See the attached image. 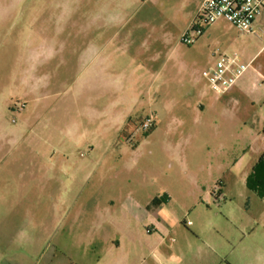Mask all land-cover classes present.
I'll list each match as a JSON object with an SVG mask.
<instances>
[{
  "label": "rangeland",
  "instance_id": "rangeland-1",
  "mask_svg": "<svg viewBox=\"0 0 264 264\" xmlns=\"http://www.w3.org/2000/svg\"><path fill=\"white\" fill-rule=\"evenodd\" d=\"M202 2L0 0V264H264V32L187 45ZM217 48L241 88L202 76Z\"/></svg>",
  "mask_w": 264,
  "mask_h": 264
},
{
  "label": "built area",
  "instance_id": "built-area-1",
  "mask_svg": "<svg viewBox=\"0 0 264 264\" xmlns=\"http://www.w3.org/2000/svg\"><path fill=\"white\" fill-rule=\"evenodd\" d=\"M263 10L264 0H203L196 19L184 32L182 41L187 45L194 44L203 34L205 25L222 18L241 31L253 33L254 20ZM212 55L213 61L204 67L202 76L212 90L225 93L244 75L251 61L245 62L240 56L223 52L220 48L213 50ZM152 125L153 121L148 117L137 130H148Z\"/></svg>",
  "mask_w": 264,
  "mask_h": 264
},
{
  "label": "crops",
  "instance_id": "crops-1",
  "mask_svg": "<svg viewBox=\"0 0 264 264\" xmlns=\"http://www.w3.org/2000/svg\"><path fill=\"white\" fill-rule=\"evenodd\" d=\"M255 23H257L258 26L264 31V10L261 13V15H259L258 17H256V19L254 20V24ZM112 40H113V37H110L106 41V44H110ZM119 43L121 44V46L118 49L121 50V52H123L124 54L125 53H129L132 50V48H130V47L127 46L130 43L129 42V38H124ZM130 57H132V56L130 55ZM133 57H135V56H133ZM212 61H213V57L210 58V59L208 58V61H207L206 66L208 64H210ZM244 76L245 75H243L230 90L241 88L244 85V83L246 82V80H247L246 77H244ZM193 89L194 88L192 86L191 89H190V91H192ZM156 198L162 200V202L160 204H154L153 203V200L155 199L154 198L152 200V204H154L156 206H160L163 203L164 200L162 198H159V197H156ZM163 223H167V222L165 220H163ZM214 245L215 246L213 247V249L216 252L217 251L216 250L217 249L216 246H219V245L218 244L216 245L215 243H214ZM207 246L210 247L209 244H207ZM198 247L200 248V250L198 252H201L202 246L201 245H198ZM118 249H119V251L121 250L120 252L123 251V254L120 257H118L119 259L118 258L117 259H115V258L114 259H111V260H109V262H110L109 263L108 262V258H106V256H105V264H158L156 262L158 260V257H157V255L154 252V248L153 249H150V250H147L144 254L141 253L140 247H138L136 245L130 246L128 248V250L125 247H122V246H118ZM227 263L233 264L230 261L227 262ZM244 263L245 264H252L251 262H248V261H245Z\"/></svg>",
  "mask_w": 264,
  "mask_h": 264
},
{
  "label": "trees",
  "instance_id": "trees-1",
  "mask_svg": "<svg viewBox=\"0 0 264 264\" xmlns=\"http://www.w3.org/2000/svg\"><path fill=\"white\" fill-rule=\"evenodd\" d=\"M262 161V160H261ZM162 202V200H160V199H158V198H155L154 200H153V203L154 204H160Z\"/></svg>",
  "mask_w": 264,
  "mask_h": 264
}]
</instances>
